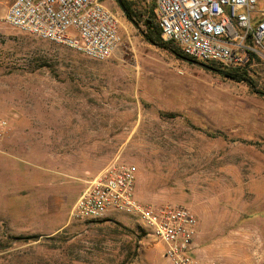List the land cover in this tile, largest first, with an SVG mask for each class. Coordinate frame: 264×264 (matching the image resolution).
Instances as JSON below:
<instances>
[{"label": "rangeland", "instance_id": "obj_1", "mask_svg": "<svg viewBox=\"0 0 264 264\" xmlns=\"http://www.w3.org/2000/svg\"><path fill=\"white\" fill-rule=\"evenodd\" d=\"M105 4L121 40L103 61L18 31L0 4V264H171L138 218L69 220L114 160L137 167L141 201L194 213L201 255L264 264V94L152 45Z\"/></svg>", "mask_w": 264, "mask_h": 264}, {"label": "built area", "instance_id": "obj_2", "mask_svg": "<svg viewBox=\"0 0 264 264\" xmlns=\"http://www.w3.org/2000/svg\"><path fill=\"white\" fill-rule=\"evenodd\" d=\"M164 41L199 62L227 69L264 67V7L259 0H154ZM106 0H0L3 20L20 32L62 45L91 59L110 58L120 44L119 21ZM6 121L0 117V138ZM137 167L114 160L86 182L69 212L73 222L122 213L139 219L164 243L171 264H230L205 257L195 242L197 218L182 205L154 206L136 195Z\"/></svg>", "mask_w": 264, "mask_h": 264}, {"label": "trees", "instance_id": "obj_3", "mask_svg": "<svg viewBox=\"0 0 264 264\" xmlns=\"http://www.w3.org/2000/svg\"><path fill=\"white\" fill-rule=\"evenodd\" d=\"M117 1V0H116ZM125 8L124 15L132 21L136 27L139 28L140 33L146 41L152 45L164 49L173 54L177 59L187 63H193L195 60L186 56L180 47L172 41H164L160 36V27L155 13V1L153 0L149 5H141L140 8L133 7L128 0H122ZM144 26V29L141 26ZM211 66L221 76L234 80L236 82H245L252 87L253 91L258 94H264L255 88V81L251 73L246 69H227L216 62H204Z\"/></svg>", "mask_w": 264, "mask_h": 264}, {"label": "water", "instance_id": "obj_4", "mask_svg": "<svg viewBox=\"0 0 264 264\" xmlns=\"http://www.w3.org/2000/svg\"><path fill=\"white\" fill-rule=\"evenodd\" d=\"M117 2L119 4V6L121 7L122 11L124 12L125 11V8L123 6L122 0H117ZM193 63L198 64V65H200L202 67L208 68L210 70H213V68L211 66H209V65H207L205 63H202V62H199V61H194Z\"/></svg>", "mask_w": 264, "mask_h": 264}, {"label": "crops", "instance_id": "obj_5", "mask_svg": "<svg viewBox=\"0 0 264 264\" xmlns=\"http://www.w3.org/2000/svg\"><path fill=\"white\" fill-rule=\"evenodd\" d=\"M198 251L202 253V250L201 249L200 250L198 249Z\"/></svg>", "mask_w": 264, "mask_h": 264}]
</instances>
